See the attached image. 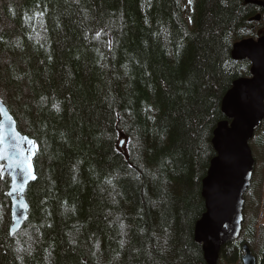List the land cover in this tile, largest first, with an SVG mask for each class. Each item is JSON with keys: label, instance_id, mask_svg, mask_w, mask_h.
Returning a JSON list of instances; mask_svg holds the SVG:
<instances>
[{"label": "trees", "instance_id": "obj_1", "mask_svg": "<svg viewBox=\"0 0 264 264\" xmlns=\"http://www.w3.org/2000/svg\"><path fill=\"white\" fill-rule=\"evenodd\" d=\"M259 11L244 0H0V99L37 144L14 234L0 163V264H206L193 236L201 180L221 99L250 75L231 47L263 32L250 20ZM249 144L263 160L264 136ZM262 169L217 264H241L244 242L264 264Z\"/></svg>", "mask_w": 264, "mask_h": 264}, {"label": "water", "instance_id": "obj_2", "mask_svg": "<svg viewBox=\"0 0 264 264\" xmlns=\"http://www.w3.org/2000/svg\"><path fill=\"white\" fill-rule=\"evenodd\" d=\"M244 1L264 8L263 0ZM259 18L258 13L252 17L253 20ZM230 54L235 60L248 59L251 75L237 78L224 93L220 108L225 119L219 121L212 132L211 144L215 155L201 180L200 191L205 211L196 221L193 230L194 241L201 244L206 264H217L222 245L237 239L240 234L244 193L250 185L254 165L248 143L264 119V34L256 39L249 37L233 43ZM0 136L5 137L4 143L0 144V151L3 152L0 162H3L2 173L10 178V233L14 234L27 216L28 205L24 191L28 183L34 180L32 177H35L33 157L37 146L30 150L29 173V153H22L21 149H28L22 138L32 139L19 130L14 116L1 99ZM10 159L12 163H9ZM15 160H23L24 163L17 166ZM242 249V264H256L246 243Z\"/></svg>", "mask_w": 264, "mask_h": 264}, {"label": "rangeland", "instance_id": "obj_3", "mask_svg": "<svg viewBox=\"0 0 264 264\" xmlns=\"http://www.w3.org/2000/svg\"><path fill=\"white\" fill-rule=\"evenodd\" d=\"M263 22V21H262ZM258 135H263L264 136V120L262 121V125L260 126V128L256 131V133L254 134V137L255 136H258ZM254 137L252 139H254ZM251 150H252V146H251ZM252 155L255 159V162H254V171L257 169L259 172H260V168L261 166H264V159L261 160L260 159V156H258L257 152L254 153V151L252 150ZM254 171H253V174H254ZM262 182L260 183V186L259 188L257 189L260 193V203L262 205L263 203V197H264V169H262ZM252 194H253V191H251L249 193V198H252ZM253 198L255 199V197L253 196ZM261 208L264 209V207L260 206L258 208V211H257V218H256V221H255V226H257V224H260V225H264V211L263 214L261 213ZM254 209H256V206L254 205ZM260 222V223H259Z\"/></svg>", "mask_w": 264, "mask_h": 264}, {"label": "snow or ice", "instance_id": "obj_4", "mask_svg": "<svg viewBox=\"0 0 264 264\" xmlns=\"http://www.w3.org/2000/svg\"><path fill=\"white\" fill-rule=\"evenodd\" d=\"M18 135V134H17ZM24 141H26L27 145H28V149H21V152H25L27 151L29 154L27 156V170L29 173H31V148H33L35 146L34 141L28 140L26 137L22 138ZM5 141V137L0 136V144H3ZM10 147H14L15 145H9ZM0 159H3V152L0 151ZM13 161L10 159L9 163H12ZM16 163L17 166H20L21 164L24 163L23 160H15L14 161ZM33 179L35 178L34 176L32 177Z\"/></svg>", "mask_w": 264, "mask_h": 264}, {"label": "flooded vegetation", "instance_id": "obj_5", "mask_svg": "<svg viewBox=\"0 0 264 264\" xmlns=\"http://www.w3.org/2000/svg\"><path fill=\"white\" fill-rule=\"evenodd\" d=\"M263 11V10H262ZM264 13V11L262 12V14Z\"/></svg>", "mask_w": 264, "mask_h": 264}, {"label": "bare ground", "instance_id": "obj_6", "mask_svg": "<svg viewBox=\"0 0 264 264\" xmlns=\"http://www.w3.org/2000/svg\"><path fill=\"white\" fill-rule=\"evenodd\" d=\"M37 16V15H36Z\"/></svg>", "mask_w": 264, "mask_h": 264}]
</instances>
